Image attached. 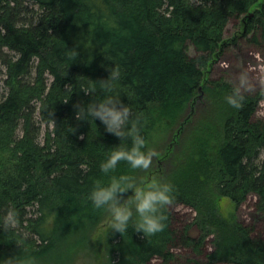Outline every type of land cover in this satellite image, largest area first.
I'll use <instances>...</instances> for the list:
<instances>
[{
  "label": "trees",
  "instance_id": "obj_1",
  "mask_svg": "<svg viewBox=\"0 0 264 264\" xmlns=\"http://www.w3.org/2000/svg\"><path fill=\"white\" fill-rule=\"evenodd\" d=\"M236 20L237 36L264 52V0H0V257H78L109 219L89 192L107 183L99 165L121 138L98 118L77 119L74 106L98 99L80 86L95 88L115 65L121 101L142 117L154 155L148 169L120 161L111 174L167 181L173 193L163 231L105 229L113 260L264 264V234L214 199L237 209L255 196L264 214V89L246 93L210 76ZM179 205L195 212L182 228L168 207ZM176 249L205 262H182Z\"/></svg>",
  "mask_w": 264,
  "mask_h": 264
},
{
  "label": "clouds",
  "instance_id": "obj_2",
  "mask_svg": "<svg viewBox=\"0 0 264 264\" xmlns=\"http://www.w3.org/2000/svg\"><path fill=\"white\" fill-rule=\"evenodd\" d=\"M120 75L119 68L113 65L109 68L108 78L95 82V88L81 84L80 87L86 94L95 92L99 98L74 106L77 119L95 121L98 118L107 132L121 138V143L112 147L99 165L101 172L108 177L107 183H97L90 190L89 199L96 209L108 213L112 230L123 233L131 224L144 235H153L166 227L162 209L172 200L173 185L167 181L141 185L131 174H111L120 161H126L134 170L148 169L154 155L152 151L146 150V139L141 133L142 117L134 114L129 104L121 101L116 88ZM229 102L236 103V100L230 96ZM129 189L133 191V195L122 198L120 194ZM0 264H33V260L30 257L12 255L0 257Z\"/></svg>",
  "mask_w": 264,
  "mask_h": 264
},
{
  "label": "rangeland",
  "instance_id": "obj_3",
  "mask_svg": "<svg viewBox=\"0 0 264 264\" xmlns=\"http://www.w3.org/2000/svg\"><path fill=\"white\" fill-rule=\"evenodd\" d=\"M237 27V20L229 23L225 34L229 46L221 55V58L213 63L210 76L212 79L216 80L224 79L242 92L256 93L264 89V52L244 43L242 37L237 36L240 35L237 33ZM1 85L2 83L0 87ZM0 92H3V88L0 89ZM257 117L264 120V100L258 107ZM45 131L46 125L42 124V137H40V141L43 140ZM18 134L22 135L20 130ZM153 172L155 175V169ZM151 176L154 178L153 174ZM145 185H148V183ZM214 199L216 200L217 207L225 214L232 215L239 222L252 227L254 233L264 234V214L256 210L255 196H250L247 201L237 209H234L226 200L215 197ZM168 207L175 215L177 228H182L192 223L195 219V212L188 207L180 205ZM108 220L105 219L92 231L88 244L81 247L80 254H77L79 255L78 257H68L61 261L52 259L33 260V264H118L117 262L119 259L113 260V253L110 251L111 249L106 241L105 229L109 226ZM190 233L194 237H197L199 234L195 226L191 228ZM211 250V242L208 241L203 251L209 252ZM175 253L182 262H184L185 259L198 260L201 263L205 262L204 256H197L189 249H176ZM147 264H162V261L154 259Z\"/></svg>",
  "mask_w": 264,
  "mask_h": 264
}]
</instances>
